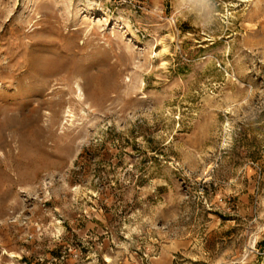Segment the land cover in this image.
I'll use <instances>...</instances> for the list:
<instances>
[{
    "label": "rangeland",
    "instance_id": "1",
    "mask_svg": "<svg viewBox=\"0 0 264 264\" xmlns=\"http://www.w3.org/2000/svg\"><path fill=\"white\" fill-rule=\"evenodd\" d=\"M0 264H264V0H0Z\"/></svg>",
    "mask_w": 264,
    "mask_h": 264
}]
</instances>
